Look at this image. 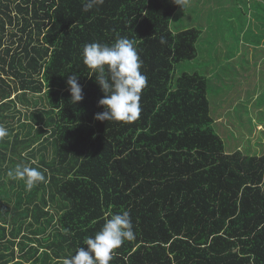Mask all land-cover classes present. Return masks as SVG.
Wrapping results in <instances>:
<instances>
[{"label":"trees","instance_id":"1","mask_svg":"<svg viewBox=\"0 0 264 264\" xmlns=\"http://www.w3.org/2000/svg\"><path fill=\"white\" fill-rule=\"evenodd\" d=\"M176 8L173 0H106L91 9L94 18L82 0H0V124L9 131L0 141V193L6 180L26 191L0 194V264H62L123 211L135 239L110 264H264V154L226 151L205 75L183 72L173 85L175 64L197 56L201 34L170 30ZM109 9L117 16L107 43L132 37L147 76L131 123L94 119L104 111L94 75L74 74L84 99L71 102L64 71L73 63L64 66V53L54 57L56 74L43 73L51 46L88 42V28L104 26ZM50 18L59 28L47 39ZM65 24L80 36L64 38ZM38 94L47 97L41 107L32 101ZM19 163L43 171L45 182L29 191L8 179Z\"/></svg>","mask_w":264,"mask_h":264},{"label":"rangeland","instance_id":"2","mask_svg":"<svg viewBox=\"0 0 264 264\" xmlns=\"http://www.w3.org/2000/svg\"><path fill=\"white\" fill-rule=\"evenodd\" d=\"M57 7L53 6L51 12ZM103 13L104 26H100L98 21L94 20L92 27L88 28V34H90L88 42L79 45L76 40H74L75 44L70 40L71 48L66 42L64 47H60L62 52L59 47L50 45L54 55L46 63L43 73L50 68L49 72L56 74L60 69L56 68L55 59L56 57L63 59L62 54L64 53L66 55L64 66L67 64L68 68L73 63L71 69L64 71V76L67 74L83 76L81 74L83 72L87 73L89 78L90 70L86 65L83 66L84 45L93 42L109 44L107 39L112 32H116H109V21H115L117 15H114L111 9ZM174 13L170 22L172 32L177 34L186 29L196 28L201 31V34L196 44L197 56L175 64L173 85H176L177 78L183 72L205 75L208 78L212 127L224 140L226 151L240 150L248 155H263L264 0H189L186 8L182 10L178 6ZM89 14L94 18L98 15L97 12L92 13V10H89ZM142 16L145 14L142 13ZM61 18H65L62 13ZM53 21L50 18L44 38H47V32H54L59 28L56 23L53 26ZM92 21L87 24L91 25ZM66 24L59 30L64 38L68 35L80 36L77 26L67 27ZM124 37L133 40L129 35ZM46 43L49 42L46 41ZM76 57L80 60L78 61ZM72 58L74 59L71 60ZM78 63L82 65L76 66L75 64ZM42 76L45 87L51 86L50 77H47V74ZM65 87L64 85L62 88ZM32 97L34 98L32 101L40 107L47 101L45 95L38 94ZM2 184L1 193L3 195H11L14 192V198L17 195L25 196V190V192L12 191L7 180ZM51 262L54 264L53 261Z\"/></svg>","mask_w":264,"mask_h":264},{"label":"clouds","instance_id":"3","mask_svg":"<svg viewBox=\"0 0 264 264\" xmlns=\"http://www.w3.org/2000/svg\"><path fill=\"white\" fill-rule=\"evenodd\" d=\"M183 10L189 0H173ZM83 11L87 12L94 6L102 5L104 0H82ZM166 41L161 38L160 43ZM84 65L95 76L103 97L98 101L104 111L95 114L98 121H116L131 123L141 113L140 99L147 86V76L141 72L142 60L138 55L135 42L127 37H118L113 43H88L82 50ZM71 94V102L77 103L84 99L83 88L75 75H69L66 81ZM9 135L8 129L0 124V141ZM10 180L23 181L26 190H32L46 180L43 171L26 164H16L7 171ZM135 239L133 224L128 211L113 214L105 221L102 228L94 236L87 237L76 252L65 257L62 264H110L114 250L119 249L125 241Z\"/></svg>","mask_w":264,"mask_h":264}]
</instances>
